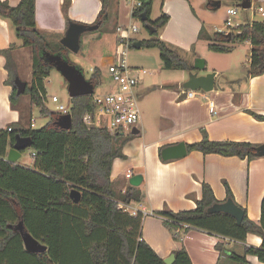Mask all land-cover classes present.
Here are the masks:
<instances>
[{"label": "trees", "instance_id": "16d2710c", "mask_svg": "<svg viewBox=\"0 0 264 264\" xmlns=\"http://www.w3.org/2000/svg\"><path fill=\"white\" fill-rule=\"evenodd\" d=\"M100 1L101 8L94 21H101L99 28L108 20L112 0ZM229 1L236 5L242 0ZM151 4L152 0L148 3L142 0V5L132 12L133 17H140L142 12L148 16L142 22L149 30L150 38L141 40V47L157 48L162 66L166 69L190 68L158 36V29L166 24L169 15L161 12L156 19H150ZM0 17L14 28L22 45L30 48L32 78L25 93L29 96L30 104L39 107L40 114L49 116L48 122L39 128L20 122L0 128V264H166L141 236L143 216H131L118 207L119 201H139L141 193L130 184L119 193L112 187L113 160L124 157L122 147L131 135L111 133L106 128L85 124L84 115L95 111L91 95L70 100V129L54 125L53 121L60 112L50 111L45 106L43 80L54 68L47 61L46 54L59 53L64 56L67 49L36 28L35 0H20L16 6L0 0ZM151 27L154 31H150ZM200 37L207 40L208 48L216 53H228L233 43L248 40L252 47L248 75L264 73V19L239 25L230 34L216 31L208 34L202 26ZM4 55L9 75L7 82L12 87L9 100L14 106L18 101L13 83L17 71L10 52L5 51ZM100 77L99 70H94L90 78L94 87ZM250 113L264 120V116ZM16 134L30 138L33 153L31 167L6 159L7 149L14 142ZM255 146L246 141L210 140L206 135L200 141L186 144L187 151L197 150L248 160L257 157L253 153ZM225 187L226 199L234 200L227 183ZM71 189L80 192L78 202L70 197ZM217 202L220 201L214 196L211 186L203 182L202 196L196 201L195 208L180 211L163 208L152 213L162 218L163 225L177 240L188 228L237 241H245L248 233L257 234L261 237L259 246H246L242 255L233 252L227 255L238 264H246L248 254L264 263V194L259 222L250 219L245 210L240 223L230 214L208 212V207ZM20 219L27 231L46 246L45 251L34 253L25 250L19 232L10 228ZM217 248L223 252L221 245H217ZM173 253L175 260L172 264H193L184 247Z\"/></svg>", "mask_w": 264, "mask_h": 264}, {"label": "crops", "instance_id": "0c3cea01", "mask_svg": "<svg viewBox=\"0 0 264 264\" xmlns=\"http://www.w3.org/2000/svg\"><path fill=\"white\" fill-rule=\"evenodd\" d=\"M1 1L10 6H16L20 2ZM220 2V7L212 10L207 0H162V9L169 15V19L160 30L159 37L181 50L193 46L197 56H201L196 51V44L204 39L200 37L202 26L211 34L216 27H220L218 25L223 26L232 19L235 20L234 24L231 22L232 31L239 25L264 19L258 12L253 14L245 11L240 15L238 3L234 5L229 0ZM253 2L264 9V0H251V6ZM233 6L238 8L237 12L228 14L227 8ZM100 8V0H35L36 28L48 39L60 43L70 21L92 24ZM108 14L106 22L112 26L116 45L117 27L131 23V0H112ZM241 17H245V20ZM14 35V28L0 17V128L13 122L25 125L24 113L31 106L28 94V97L22 95L25 92L18 95L14 106L9 100L12 87L7 82L9 75L5 51L10 52L17 71L15 76L25 81L24 76L29 82L32 78L30 48L23 46L22 41L18 37L14 38ZM237 45L246 46L248 51L247 66L242 72L234 64L233 53L239 47ZM251 48L250 42L246 40L233 43L230 52L220 53L225 57L223 60L226 67H213L206 72H199H215L214 88L208 92L199 90L191 98L186 96L189 89L182 87L187 79L182 70L177 79L165 81L162 85H153L148 89L141 85L142 80L137 85L138 102H142L144 98L148 100L150 93H155L154 110L150 104L144 103L146 113L142 114L140 111V121L134 127L138 129V133L132 134L131 130L130 139L122 147L124 157L113 160L111 181L114 191L119 193L129 184V178L125 176L128 171L132 175H142L141 183L134 186L141 193V199L132 201L136 208L146 212L142 218V238L162 258L184 247L193 264H223L228 261L230 264H238L227 253L242 255L246 246H259L261 243V237L254 233H248L245 241H237L197 228H188L180 240H174L163 225L162 218L152 213L163 208L172 211L195 208L196 201L202 196L203 182L211 186L216 199L222 202L226 199L227 183L234 201L246 211L250 219L259 222L264 194V156L248 160L237 156L206 154L197 150L187 151L184 157L177 159L162 160L160 156L163 146L181 141L186 144L194 143L204 135L215 141H246L256 145L264 143V120H259L250 113L252 111L264 116V73L248 75ZM67 52L68 49L64 54ZM225 71L228 75L219 79ZM43 86L46 92L44 80ZM69 106L66 108L69 109ZM31 121L34 120H30V126ZM151 122L154 124L153 129L150 128ZM19 158L16 163L32 166L33 153L30 164L19 163ZM217 245H221L223 252L218 250ZM246 261V264H264L256 256L249 254L246 255Z\"/></svg>", "mask_w": 264, "mask_h": 264}, {"label": "rangeland", "instance_id": "374dc122", "mask_svg": "<svg viewBox=\"0 0 264 264\" xmlns=\"http://www.w3.org/2000/svg\"><path fill=\"white\" fill-rule=\"evenodd\" d=\"M162 0H153L151 4V11L150 17L151 19H156L161 12H164L162 9ZM253 8H257V3L253 2ZM248 9H239L240 15H243L245 11L248 13H252V8ZM240 8V7H238ZM166 12V11H165ZM260 14V13H259ZM257 15V14H256ZM258 17V15L256 16ZM242 20H245V17H241ZM131 20V23L137 26L138 31L132 34V39L136 40H143L149 39L150 33L149 30L144 26L143 22L140 20L139 17H134ZM231 22L234 24L235 20L232 19ZM109 23L106 22L102 25V27H98L92 31H85L80 36V48L77 52H73L68 50V52L64 55L68 61L76 65L82 70L83 75L86 79H90L94 70H99L101 74L100 82L94 87L95 93H103L108 91L109 87L111 86V80L108 73V65L115 61V50L116 45L114 43V31L112 30V26L108 25ZM164 26V25H163ZM162 26V27H163ZM223 27L222 25H218ZM160 27L157 31L159 36V32L162 29ZM14 38H17L14 35ZM133 41V42H134ZM207 41V40H205ZM203 40H199L196 44V51L201 55L197 56L195 53V49L193 46L187 50H181L172 44L167 43V45L175 50L189 65V67L194 66L195 59L198 57L203 58L206 61L205 68L200 72H206L211 68H223L226 67L225 61L223 60L225 57L224 55L216 52L210 51L208 45ZM239 46L236 51L233 53L234 64H237L238 70L242 72V70L247 66V58H248V51L246 50V46ZM209 49V50H208ZM127 63L130 66L144 68L148 71L146 75L143 76L141 85L144 87L152 88L153 85H162L165 81H172L178 78L180 74V70L184 73L185 77H188V73L191 68L188 69H166L162 66V62L159 57V51L157 48H148V47H140L134 48L133 46L127 47ZM211 72V71H209ZM228 72L225 71L222 75L219 76L221 79L223 76H227ZM25 82L29 85L30 82L28 79L24 78ZM44 85L46 87V95L47 99L45 101V106L48 110L59 112L56 110V106L58 104H63L64 106H69L70 104V97L67 90V82L63 78V76L55 69L51 68L49 75L44 79ZM140 85V86H141ZM22 95L27 94L24 93ZM51 95H56L58 97V101L54 102L51 100ZM149 99L144 100L142 102L139 101V107L142 114H145L146 111L144 109V103H148L151 105L152 110H154V104L156 102L155 93H150ZM31 105V104H30ZM25 118V125L29 126L30 120L33 119V126L32 128H39L45 125L48 122L49 116L40 114L39 107L36 105H31L24 113ZM150 128H154V124L150 123ZM150 133V132H149ZM32 160V151L30 148H27L19 158V163L22 164H30ZM173 238V237H172ZM174 239V238H173ZM177 240V239H174ZM223 264H230L229 261Z\"/></svg>", "mask_w": 264, "mask_h": 264}, {"label": "water", "instance_id": "95a60500", "mask_svg": "<svg viewBox=\"0 0 264 264\" xmlns=\"http://www.w3.org/2000/svg\"><path fill=\"white\" fill-rule=\"evenodd\" d=\"M150 0H145L148 3ZM220 0L210 1L211 9L216 10L220 7ZM237 7L248 9L251 7V0H242L237 4ZM140 20H147L148 16L146 13L142 12L140 14ZM101 24V21H96L92 24H85L80 22L70 21L64 36L60 39V43L66 47L68 50L77 52L80 48V36L85 31H92L97 29ZM150 31H154L151 27ZM134 48H140V40H136L132 43ZM47 61L63 76L67 82V90L69 97L91 95L94 89V84L92 80L86 79L82 73V70L68 61L64 56L59 53H48L46 54ZM205 67V61L203 58L198 57L195 59L193 70L188 73L187 79L183 82L182 87L189 90H202L208 92L214 88V75L215 72H207L205 74H199L201 70ZM14 85L16 87V94L20 95L25 92L27 83L20 79L18 76L14 78ZM54 125L63 129H70L72 125V116L69 112L58 115L54 121ZM132 134H137L138 129L133 128ZM31 147L30 138L27 136H20L16 134L14 136V142L9 146L7 150L6 159L11 162H16L21 156L22 151ZM253 153L256 156H264V143L256 145L253 149ZM187 154L186 143L177 142L175 144H169L163 146L160 150V156L162 160H170L182 158ZM142 181V175L137 173L132 175L128 183L131 186H137ZM70 197L74 202H78L80 199V192L76 189L70 190ZM208 212H223L230 214L235 218V220L240 223L243 215L244 209L239 206L232 198H227L222 202H217L208 207ZM14 231L19 232L24 248L28 252H43L46 250V246L42 244L39 240L34 238L25 228L23 221L20 219L16 224L10 225ZM175 260L174 253L163 258L166 264H172Z\"/></svg>", "mask_w": 264, "mask_h": 264}, {"label": "built area", "instance_id": "2783aa9c", "mask_svg": "<svg viewBox=\"0 0 264 264\" xmlns=\"http://www.w3.org/2000/svg\"><path fill=\"white\" fill-rule=\"evenodd\" d=\"M142 5V0H131V16L134 9ZM253 14L255 12L264 16L263 7H251ZM237 7H228V14H235ZM232 23L226 21L223 27H216L215 31L221 34H230ZM138 28L133 23L126 26L117 27V42L115 50V61L108 65V73L111 80V86L108 91L103 93L91 94L93 103L95 104V111L93 113H86L83 117L84 123L89 126H96L106 128L109 132H118L121 134H129L131 130L140 121V108L138 96L136 92L137 85L143 76L148 73L144 68L133 67L127 63V47L130 46L132 34L137 32ZM199 90H188L186 96L194 97ZM204 97L202 93H199ZM45 95L44 100L46 101ZM51 100L58 101L56 95H51ZM212 106V102L210 103ZM56 110L61 114L69 112L63 104H58ZM31 126L33 122L31 121ZM8 130L10 128L8 127ZM126 178L132 176L131 171L126 173ZM118 207L131 216L145 215V211H141L135 207L134 201L118 202Z\"/></svg>", "mask_w": 264, "mask_h": 264}]
</instances>
